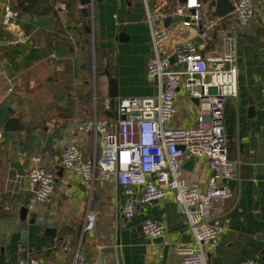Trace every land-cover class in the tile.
Returning <instances> with one entry per match:
<instances>
[{"label":"crops","instance_id":"1","mask_svg":"<svg viewBox=\"0 0 264 264\" xmlns=\"http://www.w3.org/2000/svg\"><path fill=\"white\" fill-rule=\"evenodd\" d=\"M58 1L67 5L62 16L53 7ZM179 1L168 0L156 10V0H102L91 24L90 9L81 0H45L49 13L35 18L36 32L16 44L0 23V131L4 134L0 264L21 259L33 260L32 264H73L77 250L88 264H180L174 245L192 241V235L172 195L138 204L135 215L126 219L127 196L114 179H99L90 191L79 173L60 165L61 154L71 143L83 144L90 157L98 149L92 136L78 133L80 122L95 116L111 125L117 120L110 105L111 76L118 80L119 99L156 93V84L146 76V64L154 54L152 27L171 31L163 54H173L184 40L201 42L200 27H185L169 15ZM236 1L228 0L231 13L219 17L214 14L216 0H204L203 27L213 22L212 17L218 18L205 53L221 55L236 45L239 63V93L226 105L224 131L229 156L239 161L240 168L228 182L232 197L214 206L224 229L208 254V264H239L247 259L264 264V0H252L255 17L245 27L236 18ZM4 9L0 3V17ZM196 108L195 101L179 92L171 125L191 124ZM12 118L19 119L21 129L7 130ZM35 157L56 174V190L46 203L22 217L31 195L26 175ZM16 163L24 175L13 167ZM183 168L189 183L205 184L209 177L204 159L186 158ZM89 211L97 221L93 230L86 231ZM147 220L163 222L165 235L148 237L143 231ZM48 228L56 233L48 235Z\"/></svg>","mask_w":264,"mask_h":264},{"label":"built area","instance_id":"2","mask_svg":"<svg viewBox=\"0 0 264 264\" xmlns=\"http://www.w3.org/2000/svg\"><path fill=\"white\" fill-rule=\"evenodd\" d=\"M100 1L92 0L87 4L91 24ZM167 2L156 0L155 9H162ZM53 7L61 16L67 10V5L59 1ZM169 15L179 18L185 27H200L201 42L184 40L175 47L173 54H163L162 47L171 31L152 27L154 54L146 64V76L156 84V93L120 98L117 104L119 117L113 125L97 116L80 122L78 133L92 136L98 149L90 157L83 144L71 143L64 148L60 165L79 173L90 191L99 179H114L127 196L123 204L126 219L135 215L138 204L156 202L172 195L186 216V231L192 235V241L174 245L180 264H208V254L218 245L224 229V220L214 215V206L218 201L232 197L228 182L237 177L240 168L239 161L229 156L224 131L226 105L239 93L238 53L236 45L221 55L205 53L212 42V30L218 24V18L212 17L213 22L203 27L204 0L179 1ZM235 15L241 26H248L255 17L252 0H237ZM148 18L151 20L149 9ZM0 23L15 44L26 41L39 27L34 24V31L28 30L26 19L9 0ZM262 54L264 56V49ZM211 88L216 92L213 93ZM181 91L187 98L197 101V108L191 124L173 126L177 95ZM3 139L4 134L0 131V142ZM192 156L204 159L208 164L209 177L205 184L189 183L184 179L183 162ZM26 176L31 193L26 207L34 211L54 194L56 174L41 165V157H35ZM96 221V215L89 211L85 230H93ZM143 231L148 237L158 238L165 235L166 226L163 222L147 220ZM32 263L33 260L21 259L13 264ZM73 264H88L81 250H77ZM239 264L256 263L247 259Z\"/></svg>","mask_w":264,"mask_h":264},{"label":"water","instance_id":"3","mask_svg":"<svg viewBox=\"0 0 264 264\" xmlns=\"http://www.w3.org/2000/svg\"><path fill=\"white\" fill-rule=\"evenodd\" d=\"M185 1L186 0H182V2H185ZM91 2H92V0H81V3L83 5L89 4ZM0 3L7 4L8 0H0ZM231 9H232V6H231L230 2H228V0H216V8H215L214 14L216 16H219V17H224V16L228 15L229 13H231ZM239 51L240 52L242 51V42L241 41H239ZM172 62H173V59H172ZM109 85H110V88H109L110 105H111L112 111L115 114V118L118 119L119 114H118V110H117V104H118V100H119V89H118L117 78L111 76L109 78ZM211 91L213 93H215L216 89L211 88ZM18 129H21L19 119L18 118L10 119L9 124L7 126V130L14 131V130H18ZM190 159L192 162L194 160H196V161L198 160V158L193 157V156L190 157ZM13 167L16 168L20 174L24 175L23 169H22L20 164L16 163L15 165H13ZM28 211H29L28 208H26V207L23 208L22 214H21L22 217H24L28 213ZM55 233H56V230L54 228H48L47 229L48 235H54Z\"/></svg>","mask_w":264,"mask_h":264},{"label":"trees","instance_id":"4","mask_svg":"<svg viewBox=\"0 0 264 264\" xmlns=\"http://www.w3.org/2000/svg\"><path fill=\"white\" fill-rule=\"evenodd\" d=\"M44 2L45 0H15L12 6L16 11L20 13L22 18L25 19L26 14H28L26 18V21L28 23V30L34 31L35 28L33 26V22L35 18L41 19L44 14L46 15L47 13H49L48 10H45L46 6L44 5ZM52 20L55 19L52 18ZM81 22L83 21H80V23Z\"/></svg>","mask_w":264,"mask_h":264}]
</instances>
